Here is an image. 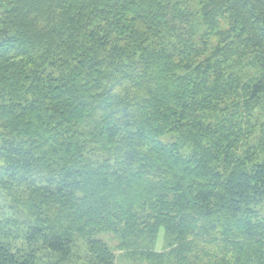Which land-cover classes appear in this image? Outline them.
<instances>
[{"label": "trees", "instance_id": "obj_1", "mask_svg": "<svg viewBox=\"0 0 264 264\" xmlns=\"http://www.w3.org/2000/svg\"><path fill=\"white\" fill-rule=\"evenodd\" d=\"M258 112L264 0H0V264H264Z\"/></svg>", "mask_w": 264, "mask_h": 264}, {"label": "rangeland", "instance_id": "obj_2", "mask_svg": "<svg viewBox=\"0 0 264 264\" xmlns=\"http://www.w3.org/2000/svg\"><path fill=\"white\" fill-rule=\"evenodd\" d=\"M191 9L193 12H198L199 11V5L197 3H194L191 5ZM226 26H223L222 29H225ZM206 33L205 28H201L198 35H197V45L200 48H206L209 52H211L215 46L217 45V40L215 38H208L207 36H204V34ZM205 38L206 42L208 43H204L205 42ZM211 41V42H210ZM236 73H238L240 76L244 77V78H249V77H257L260 75V71L256 68V66L253 64L252 61L249 60V63H245L243 66H241L240 68H238L236 70ZM259 113V112H258ZM259 115H261V118H264V116L262 114L259 113ZM166 140V139H165ZM10 204V207L8 209L5 210H0V218L3 219V216H7L9 214V212L11 211L10 208L13 207V202L10 198L6 197V194L3 192H0V205L2 206H7ZM260 211L264 217V205L262 208H260ZM10 227H8V230H10V233L12 235H18L20 234V229L19 228H15L14 226L17 225H9ZM17 227H21V230H23V226L19 225ZM22 233V231H21ZM101 240H103L104 242H106L109 247L114 251L115 255H116V262L115 264H147L144 262H139V261H133V260H129L126 258V255L124 252H122L119 248H118V241L116 240V238L111 235V234H100L99 237ZM21 247V246H18ZM79 255L80 257H76L73 261L70 262H66V264H85V255L87 254V249L85 246H79ZM166 240H165V231L162 230L160 233V237H159V243L156 247L157 251L162 252L166 250ZM48 260H51L50 257H47ZM53 261V260H52Z\"/></svg>", "mask_w": 264, "mask_h": 264}]
</instances>
